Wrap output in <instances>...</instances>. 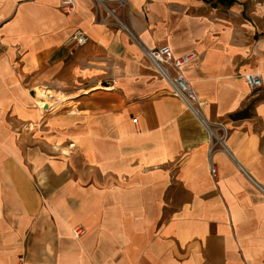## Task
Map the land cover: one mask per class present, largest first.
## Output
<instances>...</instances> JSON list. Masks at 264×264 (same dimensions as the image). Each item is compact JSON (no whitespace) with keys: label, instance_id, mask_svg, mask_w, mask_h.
Returning a JSON list of instances; mask_svg holds the SVG:
<instances>
[{"label":"crops","instance_id":"crops-1","mask_svg":"<svg viewBox=\"0 0 264 264\" xmlns=\"http://www.w3.org/2000/svg\"><path fill=\"white\" fill-rule=\"evenodd\" d=\"M75 1L0 0V264H264V41L242 42L241 1ZM161 48L194 55L205 105Z\"/></svg>","mask_w":264,"mask_h":264},{"label":"built area","instance_id":"built-area-1","mask_svg":"<svg viewBox=\"0 0 264 264\" xmlns=\"http://www.w3.org/2000/svg\"><path fill=\"white\" fill-rule=\"evenodd\" d=\"M97 7L105 11L109 17L116 18V13L107 6L106 0H93ZM119 9H129L130 2L129 0H119L118 2ZM75 0H63L62 9L65 13L70 14L76 9ZM145 12L148 13L149 9L146 7ZM89 41L87 34L83 31H79L74 34V36L69 40L68 44L76 47L85 46ZM2 44L0 41V51H2ZM148 57L153 62L158 71L165 76L168 80L172 81V84L175 88V94L179 97L186 99L190 104L194 106L202 107L205 103L200 102L195 91L193 90L190 82L186 79L184 74L180 72V69L189 64L194 55H185L180 58H175L173 53L169 48H161L147 52ZM169 68H172L176 73L175 77H171ZM245 81L248 84L251 92L254 93L263 86V80L259 74H247L245 75ZM212 154V151H211ZM211 173L216 177L217 171L211 166ZM77 237L81 235V231L78 230L76 233Z\"/></svg>","mask_w":264,"mask_h":264},{"label":"rangeland","instance_id":"rangeland-1","mask_svg":"<svg viewBox=\"0 0 264 264\" xmlns=\"http://www.w3.org/2000/svg\"><path fill=\"white\" fill-rule=\"evenodd\" d=\"M242 7L239 12L233 13L227 9L228 16H236L238 27L241 30V40L249 46H257L264 41V0H239ZM230 12V13H229ZM234 17V16H233ZM58 108L55 111L57 112ZM46 113V112H45Z\"/></svg>","mask_w":264,"mask_h":264},{"label":"bare ground","instance_id":"bare-ground-1","mask_svg":"<svg viewBox=\"0 0 264 264\" xmlns=\"http://www.w3.org/2000/svg\"><path fill=\"white\" fill-rule=\"evenodd\" d=\"M35 94L36 105L43 112L55 111L64 101V97L60 95L56 96V101H50V97H54L55 92L53 94L52 92H47L43 88H37Z\"/></svg>","mask_w":264,"mask_h":264}]
</instances>
